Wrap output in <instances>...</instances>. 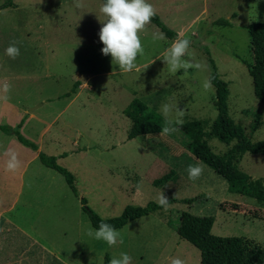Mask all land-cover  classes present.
<instances>
[{"label":"rangeland","instance_id":"obj_1","mask_svg":"<svg viewBox=\"0 0 264 264\" xmlns=\"http://www.w3.org/2000/svg\"><path fill=\"white\" fill-rule=\"evenodd\" d=\"M102 2L0 0V124L16 127L23 121L20 132L38 144L42 130L55 119L45 131L44 151L50 155L66 151V158L58 163L74 173L78 190L75 193L60 172L38 159L37 167L31 168H36L34 173L25 174L24 195L17 206L25 230L37 228L42 241L66 255V264H106L107 258H118L121 252L131 257L130 264H170L172 258L201 264L199 249L177 228L194 233L203 216L213 214L214 234L247 236L264 246V202L231 192L227 180L182 144L180 131L186 121L211 123L218 113L204 52L208 47L219 73L229 82L230 115L254 141L264 139V106L254 94L247 66L253 62L247 26L264 22V0H149L161 20L177 32L176 39L190 41L182 59L199 65L175 73L162 58L176 39L150 21L138 32L143 46L136 61L139 71H119L110 56L100 52ZM11 43L19 48L15 58L4 51ZM204 80L210 82L207 90L201 86ZM76 81L81 82L76 93L67 95ZM43 98L48 102L41 104ZM135 98L161 114V105L168 104L170 112L164 117L172 122L169 132L128 139L131 119L124 109ZM30 113L34 116L26 118ZM256 117L259 123L252 130ZM62 131L65 139L56 137ZM52 138L56 141L49 142ZM235 142L227 145L215 138L209 143L223 154ZM30 152L24 154V161H33L34 151ZM188 165L202 169L194 181L187 178ZM238 166L253 178H264L262 154L247 152ZM171 169L176 176L163 187L154 186L153 180ZM47 172L54 175L52 197L47 183L38 180L46 178ZM36 187L37 199L32 195ZM161 193L177 201L159 214L150 213L118 228L116 244L108 246L89 235L96 228L82 208L81 197L101 217L111 218L127 205L157 202ZM254 210L263 218L251 215ZM23 243L31 241L23 236Z\"/></svg>","mask_w":264,"mask_h":264},{"label":"trees","instance_id":"obj_2","mask_svg":"<svg viewBox=\"0 0 264 264\" xmlns=\"http://www.w3.org/2000/svg\"><path fill=\"white\" fill-rule=\"evenodd\" d=\"M103 1V0H102ZM9 5H12L11 3ZM150 22L158 26L161 31L171 39L177 38V32L170 29L155 13ZM219 24H226L218 20ZM251 40L253 62L247 63L248 71L253 81L255 96L264 106V22H253L247 26ZM210 66L209 80L216 90L217 115L209 122L208 119H193L184 122L180 126L182 144L192 152L198 159L209 165L229 183V190L247 197H252L264 202V178H253L251 175L239 168L238 164L242 156L249 152L252 154L264 155V139L254 141L245 131V128L230 115L228 98L229 82L225 80L218 71L215 59L210 49H204ZM81 84L76 81L67 95L76 93L77 87ZM125 115L131 119V126L128 131V139L156 134L163 131L165 127H171L168 120L160 112L149 109L148 105L141 99H133L124 109ZM252 125V130L258 126L259 120ZM21 121L16 127L1 125L0 128L9 134H15L25 145L34 149L38 145L20 132ZM218 139L229 145L236 141L231 148L223 154L216 153L210 145V140ZM39 160L45 166L60 172L67 181L70 188L78 193L76 176L68 168L58 163V157L41 151ZM176 170L171 169L162 176L155 178L153 184L156 187H163L175 176ZM177 201L175 198L168 199L170 202ZM190 203L192 199H184ZM82 208L87 212L91 224L97 228L101 222L110 224L113 228L124 227L129 221L148 215L159 214L164 209L156 201H149L145 206L127 205L122 213L116 217H101L88 205V200L81 197ZM254 217L263 218V214L251 211ZM216 217L205 215L196 226L194 233L188 232L186 228H177L180 235L191 242L200 251L201 264H264V246L260 242L247 237L237 235H216L212 232ZM170 222V221H168ZM109 264V258L107 263Z\"/></svg>","mask_w":264,"mask_h":264},{"label":"clouds","instance_id":"obj_3","mask_svg":"<svg viewBox=\"0 0 264 264\" xmlns=\"http://www.w3.org/2000/svg\"><path fill=\"white\" fill-rule=\"evenodd\" d=\"M99 13L103 17L102 19L99 18L102 24L97 33L99 42L102 44L100 52L109 55L111 63L118 66L121 72L139 71L136 61L138 56L143 54V46L138 32L155 15L152 4L149 0H103L99 7ZM189 44L188 39H176L169 46L167 54L162 59L172 73L182 68H199L198 64H190L182 59L189 48ZM4 51L10 58L19 55V48L15 43L9 44ZM201 86L207 90L210 87V82L204 80ZM160 110L167 118L170 112L169 105H161ZM171 123L169 121V124ZM175 123L179 124L180 120L177 119ZM169 130V127L163 129L165 133ZM17 163L15 152L10 151L4 165L6 170L14 171ZM185 171L188 180L194 181L199 177L202 169L199 165H188ZM157 203L166 209L168 199L161 193ZM89 235L95 240L103 241L108 246L116 244L120 238L119 230L104 222H101ZM130 261L131 257L126 252H121L119 257L112 258L109 264H130ZM170 264H184V261L180 258H172Z\"/></svg>","mask_w":264,"mask_h":264},{"label":"crops","instance_id":"obj_4","mask_svg":"<svg viewBox=\"0 0 264 264\" xmlns=\"http://www.w3.org/2000/svg\"><path fill=\"white\" fill-rule=\"evenodd\" d=\"M41 100V104L48 102L45 98ZM22 116L23 115H21L20 119ZM33 116V113H30L26 118L29 119ZM54 120L49 122L42 130L41 139L38 144L36 143L38 145L37 149L27 146L30 148L27 150V148L24 147L25 144L20 141L15 134H9L0 129V264H54V260L66 264V255L61 253L57 246L51 245L50 242L42 241L40 239L42 236L39 235L37 228L31 226L29 228L30 231L25 230L21 223L22 209L19 208L17 210V206H20L24 195V186L26 183L25 174L29 170H32L30 175L34 173L36 168H31L36 165L35 162L39 159V153L41 151L45 152V140L43 137L47 128L51 126L52 123L54 125ZM61 133V136L56 135V137H62L65 139L66 132L62 131ZM55 141L56 140L52 138L49 142ZM73 143L75 144V142ZM10 151L15 152L18 162L14 171L6 170L4 166ZM30 151H34L33 161L30 162V159L24 161V154H29L31 153ZM55 156H57L58 159L66 158V151ZM35 167H37V165ZM38 180L47 183L48 188L51 190V197L55 195L56 188L53 186L55 181L52 173L47 172L46 178ZM60 184L61 181L58 182V186ZM38 185L39 184L36 183V186ZM34 190L35 193L32 192V195L37 199L39 197L37 194L39 187L34 188ZM23 236L29 238L32 245H25L26 243H23ZM32 249H35L36 251L31 252Z\"/></svg>","mask_w":264,"mask_h":264},{"label":"water","instance_id":"obj_5","mask_svg":"<svg viewBox=\"0 0 264 264\" xmlns=\"http://www.w3.org/2000/svg\"><path fill=\"white\" fill-rule=\"evenodd\" d=\"M33 110V109H32Z\"/></svg>","mask_w":264,"mask_h":264}]
</instances>
